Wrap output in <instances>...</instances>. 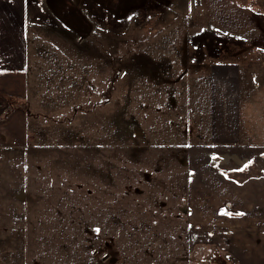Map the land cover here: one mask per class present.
Returning a JSON list of instances; mask_svg holds the SVG:
<instances>
[{"label":"rangeland","instance_id":"rangeland-1","mask_svg":"<svg viewBox=\"0 0 264 264\" xmlns=\"http://www.w3.org/2000/svg\"><path fill=\"white\" fill-rule=\"evenodd\" d=\"M255 9L264 1L0 0V105L28 112L10 98H35L0 264H237L229 251L249 234L221 252L197 236L182 167L193 143L239 141L251 160L264 143ZM261 154L242 167L259 190Z\"/></svg>","mask_w":264,"mask_h":264},{"label":"crops","instance_id":"crops-1","mask_svg":"<svg viewBox=\"0 0 264 264\" xmlns=\"http://www.w3.org/2000/svg\"><path fill=\"white\" fill-rule=\"evenodd\" d=\"M25 90L26 94L25 92L16 94L10 99L24 101L28 112L22 109L2 108V104L0 105V226L7 223L5 227L8 228L19 227L15 222L17 218L13 209H18L20 193L25 192L27 180L23 168L25 163L23 153L14 146L25 141L24 131L26 127L29 130L31 125L29 121L33 109L31 101H35V98L33 94H28L27 89ZM216 129L220 130L218 126ZM212 132L215 133L214 130ZM189 133L192 134L191 129H187V134ZM25 137L27 138L26 135ZM223 142L224 140L193 143L195 145L190 147L186 164L182 167L185 192H188L187 197L190 199L187 203L188 214L191 216L189 223L194 226L193 231H198L197 236L202 237L203 234L209 233L212 239L209 247L215 246L220 252L229 251L234 245L232 243L240 241L239 245L245 248L243 244L245 242L242 241L246 234H249V244L246 245L244 253L240 255L239 247L234 248L235 245L232 246L234 251L229 252L235 254L237 264H244L245 261L249 264H264V184L259 190L261 183H258L256 170L252 176L243 174L244 167L249 161H257L260 150L261 167H264V143L251 144L253 154L256 156L251 160L244 158L245 152L239 141ZM222 162H225L226 167ZM3 209H9V214L6 212L5 215ZM241 209H251L250 214L238 215L237 211H242ZM200 232L203 233L200 235ZM222 235H226L223 237L225 242H222ZM202 242L201 240L197 243ZM219 257L218 253L213 255L211 260H219Z\"/></svg>","mask_w":264,"mask_h":264},{"label":"trees","instance_id":"trees-1","mask_svg":"<svg viewBox=\"0 0 264 264\" xmlns=\"http://www.w3.org/2000/svg\"><path fill=\"white\" fill-rule=\"evenodd\" d=\"M256 2H257V0H255ZM264 1V0H263ZM257 4V6H260L259 8H263V6H261V4H258V3H256ZM264 10V9H263ZM263 10L262 9H255L254 11H253V14L255 15V16H257L256 15V12H258V15H262L263 17V19H264V12H263ZM79 11V10H78ZM77 11V12H78ZM68 25H71V23L69 22V21H67L66 22ZM73 27V26H72Z\"/></svg>","mask_w":264,"mask_h":264},{"label":"snow or ice","instance_id":"snow-or-ice-1","mask_svg":"<svg viewBox=\"0 0 264 264\" xmlns=\"http://www.w3.org/2000/svg\"><path fill=\"white\" fill-rule=\"evenodd\" d=\"M97 231H99V230H97Z\"/></svg>","mask_w":264,"mask_h":264}]
</instances>
